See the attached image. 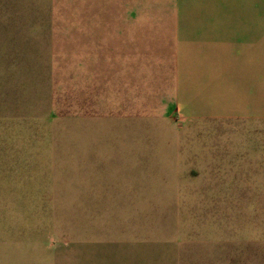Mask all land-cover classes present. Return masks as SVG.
<instances>
[{"label": "rangeland", "instance_id": "374dc122", "mask_svg": "<svg viewBox=\"0 0 264 264\" xmlns=\"http://www.w3.org/2000/svg\"><path fill=\"white\" fill-rule=\"evenodd\" d=\"M205 5L0 0V264H264V77Z\"/></svg>", "mask_w": 264, "mask_h": 264}, {"label": "crops", "instance_id": "0c3cea01", "mask_svg": "<svg viewBox=\"0 0 264 264\" xmlns=\"http://www.w3.org/2000/svg\"><path fill=\"white\" fill-rule=\"evenodd\" d=\"M241 1L243 4L240 5V0H215L213 7L204 6L207 9L215 8L216 31L221 28L216 34V70L220 71L217 75L264 77V0ZM205 23L203 21L201 25ZM225 34L231 38L234 35L237 44H241L240 56L224 51L227 41ZM244 34L246 43L242 40Z\"/></svg>", "mask_w": 264, "mask_h": 264}]
</instances>
